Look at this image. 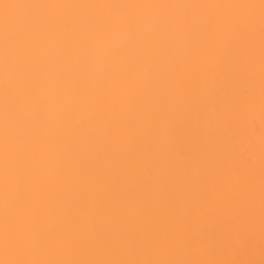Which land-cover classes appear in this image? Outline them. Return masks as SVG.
I'll use <instances>...</instances> for the list:
<instances>
[{
  "label": "bare ground",
  "instance_id": "6f19581e",
  "mask_svg": "<svg viewBox=\"0 0 264 264\" xmlns=\"http://www.w3.org/2000/svg\"><path fill=\"white\" fill-rule=\"evenodd\" d=\"M0 264H264V0H0Z\"/></svg>",
  "mask_w": 264,
  "mask_h": 264
}]
</instances>
